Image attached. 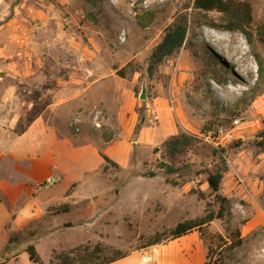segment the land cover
<instances>
[{"label":"rangeland","instance_id":"rangeland-1","mask_svg":"<svg viewBox=\"0 0 264 264\" xmlns=\"http://www.w3.org/2000/svg\"><path fill=\"white\" fill-rule=\"evenodd\" d=\"M234 1L251 7L243 32L214 27L221 15L193 10V0H0V81L44 71L82 93L88 104L81 119L95 125L101 112L99 127L91 128L99 146L100 139L120 141L129 150L126 167L106 164L113 190L91 216L75 209L48 213L22 231L0 232V264H31L27 245L42 264H54V254L97 244L128 253L116 264H204L207 247L197 231L137 248L155 233L201 217L208 206L217 210L206 183L217 156L226 163L219 193L230 207L206 231L228 238L237 229L244 238L224 264H264V110L254 106L264 95V0ZM182 16L184 44L149 74L151 51ZM234 119L240 124L232 128ZM213 124L230 134L221 144L203 139ZM181 133L194 144L170 159L163 145ZM95 188L104 194L108 186L99 181ZM61 192L60 185L40 195L57 200Z\"/></svg>","mask_w":264,"mask_h":264},{"label":"crops","instance_id":"crops-1","mask_svg":"<svg viewBox=\"0 0 264 264\" xmlns=\"http://www.w3.org/2000/svg\"><path fill=\"white\" fill-rule=\"evenodd\" d=\"M26 74L25 80L11 75L10 82L0 81V232L22 231L47 216L49 208L61 205H68L69 213L75 209L77 214L91 216V210L113 190L108 184L110 169L100 154L119 168L129 160L123 142L100 139L104 147L99 146L91 131L98 127L87 116L80 118V109L88 104L80 91L51 80L40 69H29ZM73 118L80 119L76 134L69 128ZM65 148L70 149L68 153ZM90 153L96 159L93 163L87 159ZM48 177L57 183L36 191L35 185ZM99 181L108 186L104 194L95 188ZM60 185L57 200L40 195Z\"/></svg>","mask_w":264,"mask_h":264},{"label":"trees","instance_id":"trees-1","mask_svg":"<svg viewBox=\"0 0 264 264\" xmlns=\"http://www.w3.org/2000/svg\"><path fill=\"white\" fill-rule=\"evenodd\" d=\"M192 9L204 13H219L222 24L214 27L228 32H243L244 27L251 20L250 5L247 3H238L234 0H193ZM187 33L188 24L185 16L178 17L164 30L160 42L153 48L148 57L147 72L149 74H152L165 59L180 50L186 40ZM140 128L141 121L139 120L134 128V133H137ZM261 135L264 137V130ZM193 144L194 137L181 133L171 140L166 141L163 146L169 158L174 159L186 149L192 147ZM263 146L264 138L260 144V147ZM100 155L105 164L112 163L108 157L103 154ZM217 158L219 160L218 163L207 173L206 177V183L214 195V203L217 205V210L209 209L208 206L201 217L180 222L168 232L155 233L144 239L137 250L153 247L163 242L177 240L194 231L199 232L207 247L204 264H224L228 254L242 247L244 238L241 237L237 229L230 232L228 238H223L221 235H210L206 231V227L214 220H223L228 215L230 207L229 199L219 193L221 181L226 172V163L221 156H217ZM112 164L117 166L114 163ZM166 171L169 174L174 172L172 167H169ZM69 210L70 207L68 205H61L59 207L49 208L48 213L59 216L68 214ZM14 240L9 238L8 243L10 244ZM24 252L27 254L28 261L31 264H42L33 245H27ZM126 257H128V253L97 244L93 247L79 246L67 253L54 254L53 262L54 264H114Z\"/></svg>","mask_w":264,"mask_h":264},{"label":"built area","instance_id":"built-area-1","mask_svg":"<svg viewBox=\"0 0 264 264\" xmlns=\"http://www.w3.org/2000/svg\"><path fill=\"white\" fill-rule=\"evenodd\" d=\"M254 106L256 109H260V110H264V95L257 97L254 101ZM101 112L97 111L95 113L94 119H95V127H99V122H98V118H100ZM233 127L238 126L239 120L238 119H234L232 121ZM80 119L79 118H73L72 120H70L69 122V128L73 131V133H79L80 132ZM229 132L226 131V129L218 124H213L211 125L208 130L205 132L204 134V141H206L207 143L213 144H221V142H224V140H226L229 137ZM57 183V179L54 177H48L46 178L43 182L35 185V190L37 191H41L44 190L50 186H53Z\"/></svg>","mask_w":264,"mask_h":264},{"label":"water","instance_id":"water-1","mask_svg":"<svg viewBox=\"0 0 264 264\" xmlns=\"http://www.w3.org/2000/svg\"><path fill=\"white\" fill-rule=\"evenodd\" d=\"M144 99H145V94H144V91L142 90L139 95V100H144Z\"/></svg>","mask_w":264,"mask_h":264}]
</instances>
